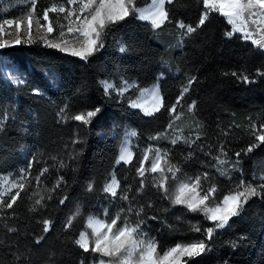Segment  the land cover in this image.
I'll return each instance as SVG.
<instances>
[{
  "label": "trees",
  "instance_id": "16d2710c",
  "mask_svg": "<svg viewBox=\"0 0 264 264\" xmlns=\"http://www.w3.org/2000/svg\"><path fill=\"white\" fill-rule=\"evenodd\" d=\"M51 2L38 0V15ZM148 3L150 0H137L141 7ZM166 7L171 22L162 29L154 31L135 14L129 16L111 28L104 38V47L87 61L45 47L40 41L0 50L1 55L17 64L28 81L25 86L11 87L0 80V113L6 111L16 117L9 119L5 130L0 132V175L10 174L15 179L33 156L39 161L33 162L31 169V190L22 192L12 209L0 212V264H15L14 252L23 254L24 264H80L81 260L91 264L94 255L83 252L74 241L79 232L85 230L88 215L101 216L105 207L114 215L125 206L123 201L106 198L102 191L114 170L122 187L132 185L130 196L135 194L140 204L153 205L145 208V231L158 240L161 249L181 241L202 239L200 233L191 230L189 223L199 221L203 227L211 226L202 214L188 212L182 205H172L150 183L142 193L136 194L138 158L149 144L170 149L172 163H178L189 176L208 172L210 180L203 187L214 182L220 189L217 197L239 181L241 172L246 180H251L254 173L257 176L264 173V145L247 155L241 153L238 167L228 175H221L212 159L223 144L229 160L225 167L230 169L232 162L237 160L235 153L254 141L250 125L264 123V77L256 76V69H264V50L243 40L240 34L227 38L225 32L230 26L225 18L215 13L181 46L177 22L183 20L195 26L202 4L198 0H174ZM121 42L128 46L125 53L119 51ZM232 71L245 72L253 82L224 75ZM162 72L165 78L160 89L169 107L175 103L187 77H197V82L177 108L178 112L187 113L188 105L196 101L194 114L188 112L192 124L183 128L182 115L175 125L183 129L186 137L194 138L195 133L200 132L201 139L191 147L183 143L173 147L168 140L150 141L149 136L167 128L171 119L167 109L151 117L145 116L128 103V98L135 99L139 94L135 88L123 99L115 93L109 98L99 83L111 80L119 86L123 78L135 81L140 88H149L157 83ZM37 87L41 95L33 93L32 89ZM65 105H68L66 119H61L58 113ZM96 107L101 111L90 125L71 119L80 111ZM131 130L138 133L132 139L137 158L131 165H116L125 132ZM209 148L211 155H205ZM189 152H194V156L185 162L184 157ZM59 161L66 167L60 168ZM43 167H48L49 171L37 187L33 178ZM60 175L64 176L65 184L55 192H48ZM89 183L94 184L92 192L87 191ZM174 186L170 182V190ZM34 192L45 196V206L30 211L35 199L39 198ZM49 195L50 200L47 199ZM65 196L67 199L61 205L59 201ZM77 206L81 214L72 227L65 230V222ZM152 216L157 219H150ZM44 219L53 221L47 233L43 232ZM8 227H15L17 231L9 232ZM242 235L248 239L240 242L238 237ZM41 236L43 239L37 244L36 238ZM232 241H237L238 246L233 248ZM225 262L264 264V199L253 197L241 215L233 218L231 227L218 231L211 242V251L193 258L189 264Z\"/></svg>",
  "mask_w": 264,
  "mask_h": 264
},
{
  "label": "snow or ice",
  "instance_id": "6c2138e0",
  "mask_svg": "<svg viewBox=\"0 0 264 264\" xmlns=\"http://www.w3.org/2000/svg\"><path fill=\"white\" fill-rule=\"evenodd\" d=\"M198 2L202 4V11L195 26L186 24L183 20L177 22L176 26L181 30L178 44L182 46L184 40L204 26L209 17L215 13L225 18L230 26V30L225 32L227 38L230 39L240 34L243 40L251 41L255 47L264 50V0H198ZM25 3L29 5L26 14L16 18H5L0 15V49L35 42V31L41 33L38 38L45 47L58 49L87 61L89 57L104 47V38L111 28L129 16L135 14L138 20L148 22L154 31L162 29L166 23L171 22L166 4L171 5L174 0H150L146 7L138 6L137 0H52L50 6L44 8L42 14L39 15L38 0H25ZM9 10V7L0 8V13H8ZM50 14L55 15L50 17ZM54 32L57 33L55 36H53ZM13 36L14 39L8 38ZM119 51L127 52L128 46L121 42ZM224 75L237 77L246 83L253 82L243 71L225 72ZM256 76L264 77V69H256ZM164 78L165 74L162 72L157 77V83L151 88H140L135 81L129 82L123 78L119 86L111 80H101L99 83L105 96L109 98L115 93L117 97L123 99L126 93L135 88L139 94L135 99L128 98V103L130 107L139 109L145 116L151 117L161 109H167L171 117L167 128L149 136L150 141L168 140L173 147L178 143L191 147L201 139L200 132L197 131L194 138L186 137L183 129L175 125L183 115L182 112L177 111V108L181 105L184 96L191 90L192 85L197 82V77L195 75L187 77L179 96L170 107L166 106L165 97L159 85V80ZM0 80L18 87L25 86L28 82L22 73L14 66L6 65L3 60H0ZM32 91L36 95L42 94L38 87L33 88ZM67 109L68 105L60 109L58 116L61 119H66ZM195 109L196 101L193 100L188 105V112L194 114ZM100 111V107L80 111L71 119L84 125H90ZM15 118V115L10 116L6 111L0 113V132L5 130L9 119L15 120ZM169 130H171V135H169ZM250 131L254 137L253 143L235 153L237 160L232 162L230 169L225 167L229 164L228 153L223 144L219 146V154L213 156L212 159L216 162L214 167L221 175H228L230 170L238 167L241 153L247 155L260 145H264V123L259 125L252 123ZM137 136L138 133L135 130L125 132L115 161L116 165L121 163L131 165L134 158H137L132 145V138ZM200 150L203 151V147ZM205 155H211V148L205 152ZM193 156L194 152H189L184 157L185 162L191 160ZM52 159L56 158L52 157ZM33 162H39L35 156L26 168L20 169V174L15 179L0 177V212L12 209L21 197V193L31 190L32 179L29 177H31ZM59 167L64 168L66 164L59 161ZM48 171V167H43L33 178L37 187L43 183L42 177ZM136 176L139 180L138 187L135 189L136 194L142 193L150 183L172 205H182L188 212L202 214L205 220L211 222V226L203 227L199 221L189 222L191 230L200 233L202 239L190 242L181 241L167 249H161L158 240L145 231V208H152L153 205L151 203L140 204L135 194L130 196L133 192L132 185L125 184L122 187L121 180L114 170L105 182L102 191L106 194V198H110L111 201H123L125 206L120 207L114 215L108 207L103 208L101 216L88 215L85 230L80 231L78 238L74 241L83 252H91L94 255L95 258L91 264H189L193 258L211 251V242L218 231L231 227L233 218L241 215L245 205L253 197L264 199V173L259 176L254 173L251 180H246L241 172L239 181L221 197H217L220 189L214 182L206 188L203 187V184L210 180L208 172L194 176L187 175L178 163H172L170 149L161 148L158 144H149L144 148L138 158ZM170 182L175 185L171 190ZM63 184H65V179L63 175H60L52 188L47 191L55 192ZM93 190L94 184L89 183L87 191L92 192ZM33 195L39 198L35 199L30 211H37L45 206V196L40 195L39 192H34ZM51 198L50 195L47 197L49 200ZM66 199V196L60 199V204L63 205ZM80 214L81 208L77 206L67 218L64 225L65 230L72 227L73 221ZM150 219L155 220L157 217L152 216ZM42 224L44 233L49 232L53 227L51 219H44ZM7 230L12 233L17 231L15 227H8ZM42 239L43 236L36 238V243L39 244ZM247 239L246 235L238 237L240 242ZM231 243L233 248L238 246L237 241ZM13 256L15 264H24L23 254L14 252ZM80 264H85V261L81 260Z\"/></svg>",
  "mask_w": 264,
  "mask_h": 264
},
{
  "label": "rangeland",
  "instance_id": "374dc122",
  "mask_svg": "<svg viewBox=\"0 0 264 264\" xmlns=\"http://www.w3.org/2000/svg\"><path fill=\"white\" fill-rule=\"evenodd\" d=\"M4 7H9L10 10H9L8 13H0V15H3L5 18H16V17H19V16H21L23 14H26V12H27V10L29 8V5H27L25 3V0H0V8H4ZM56 34L57 33L54 32L53 36H55ZM39 35H41V33H38V32L34 31V39H35V41H40L39 38H38ZM8 38L9 39H14V36L13 37H8ZM249 42H251V41H249ZM21 44H24V43H21ZM21 44H19V45H21ZM26 44H28V43H26ZM19 45H13L12 47L19 46ZM9 48H11V47H9ZM0 50H4V49H0ZM0 60H3L6 65L14 66L16 70H18L20 73H22L26 77L25 73L17 66V64L11 58L0 54ZM162 80L163 79L159 80V85H160ZM6 83L9 86H11V87H18L16 85H12V84L8 83L7 81H6ZM151 87H149V88H151ZM183 118L185 119V121L180 123V124H183V128L187 127V126H191L192 121L190 119V114L188 112L187 113L185 112L183 114ZM0 177H4V178H9L10 177V178L13 179V176L10 175V174L0 175Z\"/></svg>",
  "mask_w": 264,
  "mask_h": 264
}]
</instances>
